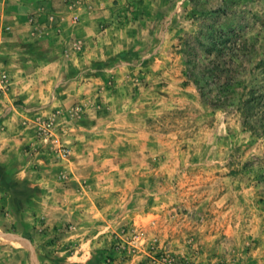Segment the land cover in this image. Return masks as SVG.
I'll return each mask as SVG.
<instances>
[{
  "label": "rangeland",
  "instance_id": "374dc122",
  "mask_svg": "<svg viewBox=\"0 0 264 264\" xmlns=\"http://www.w3.org/2000/svg\"><path fill=\"white\" fill-rule=\"evenodd\" d=\"M64 1L0 40V264H264V0Z\"/></svg>",
  "mask_w": 264,
  "mask_h": 264
},
{
  "label": "crops",
  "instance_id": "0c3cea01",
  "mask_svg": "<svg viewBox=\"0 0 264 264\" xmlns=\"http://www.w3.org/2000/svg\"><path fill=\"white\" fill-rule=\"evenodd\" d=\"M40 8H44V10H49L51 8L55 9L59 14L62 15L64 23L68 25H72V23L70 22L72 11H75L77 14H84L89 16L88 12L85 11V8L78 9L76 7H72L69 3L66 4L64 0H31L26 2H20L17 0H0V40L1 38L5 39V37H11L18 41H21V39H23L25 42H27L28 45H33L38 38L37 33H35V29H37L38 31L41 24H38V26L35 27V25L29 22L28 15L30 12H34L36 15H40ZM43 18L44 17L42 16H38L37 20L41 21L43 20ZM77 24H73L71 27H69V31H72L71 34L76 36H86L88 34L86 33V26H84L82 30L79 28L84 24ZM46 32L47 29L45 28L42 29L41 33L45 34ZM42 38L47 37L42 36ZM17 52L18 50L16 49L10 51V56L4 57L5 59H2L1 61H4V64L8 65L7 67H10L11 69L17 68L19 70L20 65H16L18 61ZM0 148L2 147L0 146Z\"/></svg>",
  "mask_w": 264,
  "mask_h": 264
},
{
  "label": "built area",
  "instance_id": "2783aa9c",
  "mask_svg": "<svg viewBox=\"0 0 264 264\" xmlns=\"http://www.w3.org/2000/svg\"><path fill=\"white\" fill-rule=\"evenodd\" d=\"M4 74L3 73H0V79H3L4 78Z\"/></svg>",
  "mask_w": 264,
  "mask_h": 264
}]
</instances>
